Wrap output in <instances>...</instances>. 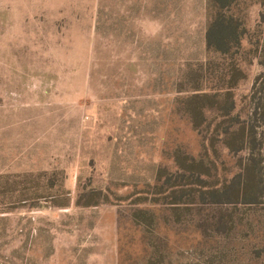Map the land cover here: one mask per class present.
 I'll return each instance as SVG.
<instances>
[{
	"label": "rangeland",
	"instance_id": "1",
	"mask_svg": "<svg viewBox=\"0 0 264 264\" xmlns=\"http://www.w3.org/2000/svg\"><path fill=\"white\" fill-rule=\"evenodd\" d=\"M0 264H264V0H0Z\"/></svg>",
	"mask_w": 264,
	"mask_h": 264
},
{
	"label": "trees",
	"instance_id": "2",
	"mask_svg": "<svg viewBox=\"0 0 264 264\" xmlns=\"http://www.w3.org/2000/svg\"><path fill=\"white\" fill-rule=\"evenodd\" d=\"M217 6L226 7L230 0H213ZM236 34V28L232 26L230 22L225 20V18L221 16H216L211 22L206 39L207 46L209 48H213L219 50L223 53H227L229 51V42L231 38L238 39ZM233 103V101H231ZM232 107V106H231ZM217 193L212 191V196H216Z\"/></svg>",
	"mask_w": 264,
	"mask_h": 264
}]
</instances>
